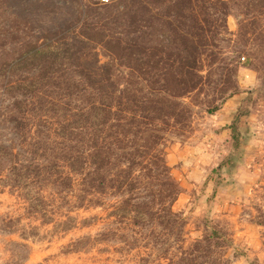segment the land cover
<instances>
[{
  "label": "rangeland",
  "instance_id": "rangeland-1",
  "mask_svg": "<svg viewBox=\"0 0 264 264\" xmlns=\"http://www.w3.org/2000/svg\"><path fill=\"white\" fill-rule=\"evenodd\" d=\"M58 1L23 12L0 0V264H264V0ZM174 30L198 47L192 82ZM52 35L74 43L57 71L42 80L29 63L5 75ZM168 84L157 118L150 102L161 107ZM100 86L114 100L110 137L97 142L78 114ZM96 147L110 154L92 173L104 190L68 158ZM13 165L48 168L26 185ZM127 202L161 217L136 224Z\"/></svg>",
  "mask_w": 264,
  "mask_h": 264
},
{
  "label": "trees",
  "instance_id": "trees-1",
  "mask_svg": "<svg viewBox=\"0 0 264 264\" xmlns=\"http://www.w3.org/2000/svg\"><path fill=\"white\" fill-rule=\"evenodd\" d=\"M50 1L51 0H43V2H45L46 4H50ZM61 1H63V3L65 4L73 5L72 0H59L57 2V5L58 3H62ZM138 1L139 0H131L132 8L134 4ZM262 1L263 0H251L250 4L252 6H256L258 4H261ZM41 2L42 1L40 0H7L6 3L13 11H16L17 8H19V10L22 9L23 12L24 11L28 12V11H31V9L33 8L32 4L34 6L35 5L42 6L43 2L42 3ZM103 6L105 7L109 5H103ZM129 7L130 5H128V8ZM186 8L187 7H185V9H182L181 6H175V10L177 11L175 10L172 11V15L183 17V14L180 12L182 10L186 11ZM189 15L190 17H192L190 18L192 20L191 22L198 21L196 18V15L193 16L191 12L189 13ZM150 31L152 32V37L156 35V30L154 28H150ZM185 32L187 33L189 37L192 38L193 33H191L190 30L186 29ZM52 36H49L48 38H46L41 44L31 45L27 50L24 51V53L20 54L16 60L14 61L12 60L13 62L9 61L5 65V75L8 76L11 72L14 71V69L17 66L20 65L22 67H25L29 63L33 64L32 65L33 70L35 71L36 74H38V77L42 80H45V78L49 74H51L53 71H57L53 69V66H55V64L57 65L59 63L66 62L71 52L70 49L73 47L74 43L61 44L59 42L60 38H57V36H53V37ZM149 36H151V34L147 33L146 36L144 37L146 39H150ZM167 38L170 40V43H172V45H175L179 49V51L181 47L183 50V53L187 54L184 62L182 63V70L186 73L185 79L192 82V80L196 76L195 70L197 66H196V59L194 57V54L198 52V47L192 44L189 40L184 39L185 37L182 36L181 32H179L178 30H174V32L169 31L167 33ZM78 41L82 42L81 40H78ZM100 42H102V40H100ZM97 44H100V43H97ZM113 54L114 53L111 51L110 56H112ZM41 73L42 75L40 76ZM177 79L179 80L181 79V77H178ZM38 80L36 79H33L31 81L24 80V82H26L27 84L25 87L28 88L30 91L33 90V88H36ZM22 86L24 85L18 84L16 87H22ZM100 90L101 91H100L97 101L90 106L89 111L88 110L82 111L78 114L80 120H82L85 124H88L90 127H92L95 133V141L97 142L104 141L106 136L110 137V134L105 131L106 130L105 125H107L108 122H111L110 118H111V114L113 113L111 112V109H112L113 100H114L113 96L104 87L100 86ZM157 92L163 95L162 97L163 99H165V101L163 102L161 107L153 104V101L150 102L151 105L149 106L148 110H150V112H156L157 118H161V116H163L167 112L165 107L167 105H170L171 103L170 98L174 95H171L172 91H171V87H169V84L162 86V88L157 90ZM119 125H123L122 118H119L117 123L114 122V124L113 123L110 124L111 127H115V126L118 127ZM229 128L232 129V131H234L237 129V124H235L234 122V124L230 125ZM5 149L6 148L0 145V158H3V154L6 153V152H3V150ZM106 155H107L106 150H102V149H99V147H96V149H93L92 151H90L86 156L84 155L82 156L79 155L77 157L69 156L68 158L71 160L70 161L71 166H74L76 162H78V164L76 165H79V169H78L79 172H83L87 166H89V168L92 167V170L87 171L88 176L92 177L93 179L98 180L99 181L98 188L100 190H104L106 179H107L105 175L100 174L101 173L100 172L97 174L98 178H94L92 173L93 171H99V170L101 171V168H103V166L108 163L110 159V154L108 153V155L107 156ZM226 163L227 161L221 163V165H224ZM11 168H12V171L16 173V175L22 180L23 182L22 184L28 185V181L29 182L31 181L33 172H36V175H39L42 171H45L48 167L29 168V167H23V166L19 167V166L13 165ZM24 171L26 172L22 174ZM108 180H110L111 182H118L120 186H124L126 183L130 182L127 177L120 181L119 176L108 177ZM32 196L34 195H30V197ZM28 200L30 201L31 204H33V202L36 201L33 199L31 200L28 199ZM126 207L127 208L129 207V212H131L132 217L136 224H146L150 221L158 220L161 217L160 215H158L157 212H155L147 204L132 205L130 204V202L129 203L127 202ZM168 221H169V224L172 223L171 222L173 221L172 215L170 216ZM89 240L90 239L86 240L85 242H80L78 244H84Z\"/></svg>",
  "mask_w": 264,
  "mask_h": 264
},
{
  "label": "built area",
  "instance_id": "built-area-1",
  "mask_svg": "<svg viewBox=\"0 0 264 264\" xmlns=\"http://www.w3.org/2000/svg\"><path fill=\"white\" fill-rule=\"evenodd\" d=\"M90 1L94 2L95 4L103 6V5H111L115 3L117 0H90ZM242 61H245V58H243Z\"/></svg>",
  "mask_w": 264,
  "mask_h": 264
},
{
  "label": "crops",
  "instance_id": "crops-1",
  "mask_svg": "<svg viewBox=\"0 0 264 264\" xmlns=\"http://www.w3.org/2000/svg\"><path fill=\"white\" fill-rule=\"evenodd\" d=\"M228 104H229V103H228ZM227 106H228V105H227ZM227 106H226V107H227ZM217 120H218V119H217ZM226 122H227V121H226ZM226 122H225V123H226Z\"/></svg>",
  "mask_w": 264,
  "mask_h": 264
}]
</instances>
